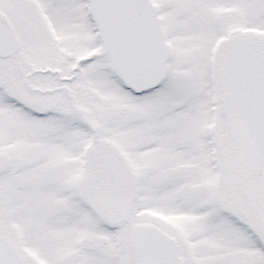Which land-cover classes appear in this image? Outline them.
Wrapping results in <instances>:
<instances>
[{
  "label": "snow or ice",
  "instance_id": "snow-or-ice-1",
  "mask_svg": "<svg viewBox=\"0 0 264 264\" xmlns=\"http://www.w3.org/2000/svg\"><path fill=\"white\" fill-rule=\"evenodd\" d=\"M0 264H264V0H0Z\"/></svg>",
  "mask_w": 264,
  "mask_h": 264
}]
</instances>
